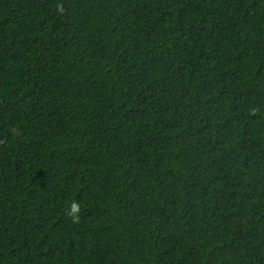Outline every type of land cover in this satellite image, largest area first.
<instances>
[{"label":"trees","instance_id":"obj_1","mask_svg":"<svg viewBox=\"0 0 264 264\" xmlns=\"http://www.w3.org/2000/svg\"><path fill=\"white\" fill-rule=\"evenodd\" d=\"M0 264H264V0H0Z\"/></svg>","mask_w":264,"mask_h":264},{"label":"clouds","instance_id":"obj_2","mask_svg":"<svg viewBox=\"0 0 264 264\" xmlns=\"http://www.w3.org/2000/svg\"><path fill=\"white\" fill-rule=\"evenodd\" d=\"M58 7H59V10L63 12V6L60 5ZM80 212H81V205L76 201L71 202L70 210L67 214L71 217L73 223L80 222Z\"/></svg>","mask_w":264,"mask_h":264}]
</instances>
